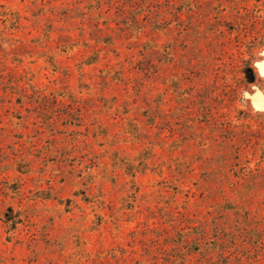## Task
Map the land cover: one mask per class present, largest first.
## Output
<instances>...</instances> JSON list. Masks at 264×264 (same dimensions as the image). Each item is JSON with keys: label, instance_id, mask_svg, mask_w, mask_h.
Returning a JSON list of instances; mask_svg holds the SVG:
<instances>
[{"label": "rangeland", "instance_id": "rangeland-1", "mask_svg": "<svg viewBox=\"0 0 264 264\" xmlns=\"http://www.w3.org/2000/svg\"><path fill=\"white\" fill-rule=\"evenodd\" d=\"M263 14L0 0V264H264Z\"/></svg>", "mask_w": 264, "mask_h": 264}, {"label": "trees", "instance_id": "trees-1", "mask_svg": "<svg viewBox=\"0 0 264 264\" xmlns=\"http://www.w3.org/2000/svg\"><path fill=\"white\" fill-rule=\"evenodd\" d=\"M262 23L264 26V14L262 17ZM256 43L264 45V34L260 36V39L257 40ZM238 72L241 73L242 76L246 79V82L243 83V81H239V84L244 85V87L248 90L250 89L249 87L255 85V83L260 79L257 72L255 71V68L250 63L246 64L244 67H241ZM262 151L264 154V142Z\"/></svg>", "mask_w": 264, "mask_h": 264}, {"label": "bare ground", "instance_id": "bare-ground-1", "mask_svg": "<svg viewBox=\"0 0 264 264\" xmlns=\"http://www.w3.org/2000/svg\"><path fill=\"white\" fill-rule=\"evenodd\" d=\"M263 64V63H262ZM261 65V64H260ZM264 66V65H263ZM263 68V67H262Z\"/></svg>", "mask_w": 264, "mask_h": 264}]
</instances>
